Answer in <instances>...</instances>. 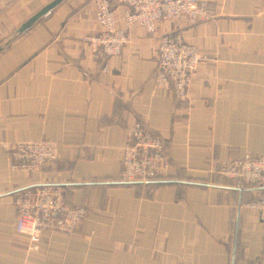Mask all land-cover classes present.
Returning <instances> with one entry per match:
<instances>
[{
    "label": "crops",
    "instance_id": "1",
    "mask_svg": "<svg viewBox=\"0 0 264 264\" xmlns=\"http://www.w3.org/2000/svg\"><path fill=\"white\" fill-rule=\"evenodd\" d=\"M50 0H0V40ZM209 17L127 27L121 54L96 57L93 0H66L0 52V264H264V218L219 161L264 155V0H206ZM205 58L189 95L154 79L164 34ZM161 136L156 184L120 181L127 128ZM49 138L57 159L12 168L13 143ZM51 187L87 212L71 231H46L40 253L15 229L14 197Z\"/></svg>",
    "mask_w": 264,
    "mask_h": 264
},
{
    "label": "built area",
    "instance_id": "2",
    "mask_svg": "<svg viewBox=\"0 0 264 264\" xmlns=\"http://www.w3.org/2000/svg\"><path fill=\"white\" fill-rule=\"evenodd\" d=\"M98 30L83 40L96 56L112 57L121 54L127 42L125 29L118 26L117 8L125 4L123 14L127 27L138 25L149 33L156 31L158 22L185 18L190 23L209 17L206 0H93ZM205 58L197 46L186 42L181 33L164 34L157 49L154 79L158 85L173 86L175 95L185 99L189 95L192 75ZM120 180L124 183L154 181L160 167H166L164 143L160 135L148 130L139 120L126 131ZM12 168L22 172L39 170L53 163L57 157L55 142L42 138L31 142L13 143ZM219 174L233 180V185L244 189L254 184L264 185V155L245 154L219 161ZM17 206L15 229L28 237L27 250L40 253L41 235L50 230L71 231L83 219L82 205L66 207L60 193L51 187L24 190L14 197ZM264 218V190L247 203Z\"/></svg>",
    "mask_w": 264,
    "mask_h": 264
},
{
    "label": "water",
    "instance_id": "3",
    "mask_svg": "<svg viewBox=\"0 0 264 264\" xmlns=\"http://www.w3.org/2000/svg\"><path fill=\"white\" fill-rule=\"evenodd\" d=\"M66 0H50L30 17L24 20L20 25H18L9 34L0 40V52L9 47L15 40L27 32L38 22L44 20L54 9L61 5Z\"/></svg>",
    "mask_w": 264,
    "mask_h": 264
},
{
    "label": "trees",
    "instance_id": "4",
    "mask_svg": "<svg viewBox=\"0 0 264 264\" xmlns=\"http://www.w3.org/2000/svg\"><path fill=\"white\" fill-rule=\"evenodd\" d=\"M121 181V180H120ZM122 182V181H121ZM124 183V182H123ZM157 182H156V179L154 181H150V182H147V183H141V182H132V183H126V184H143V185H155ZM252 186H257L260 188V192H262L264 190V185H259V184H254V185H251L249 187H252ZM247 188V187H246ZM254 200V199H253Z\"/></svg>",
    "mask_w": 264,
    "mask_h": 264
}]
</instances>
